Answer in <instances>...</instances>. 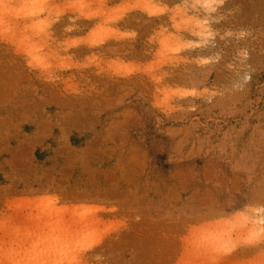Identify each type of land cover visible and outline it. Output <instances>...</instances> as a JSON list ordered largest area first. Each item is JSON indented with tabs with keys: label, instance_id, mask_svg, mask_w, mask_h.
Masks as SVG:
<instances>
[{
	"label": "rangeland",
	"instance_id": "rangeland-1",
	"mask_svg": "<svg viewBox=\"0 0 264 264\" xmlns=\"http://www.w3.org/2000/svg\"><path fill=\"white\" fill-rule=\"evenodd\" d=\"M261 209L264 0H0L13 264H264Z\"/></svg>",
	"mask_w": 264,
	"mask_h": 264
},
{
	"label": "bare ground",
	"instance_id": "bare-ground-1",
	"mask_svg": "<svg viewBox=\"0 0 264 264\" xmlns=\"http://www.w3.org/2000/svg\"><path fill=\"white\" fill-rule=\"evenodd\" d=\"M39 3V2H36ZM47 4L44 3L40 8H38L35 12H32L29 16H34V15H42L47 11ZM255 212V211H254ZM258 212V211H257ZM261 220V218H260ZM36 223H38V221L36 220ZM41 226L45 227V226H51V227H56V224H60V222L57 220L56 215L53 214L52 212H49L47 214V217L45 219H43L42 221H40ZM6 236H11V232H8V234H6ZM14 241H12L11 239H9V241L6 240H2V246H6L8 244H12ZM17 242V244H21L18 240L15 241ZM54 245H52V248H50L48 251L45 252V254L47 256L50 255V253H52V250L54 248ZM67 254H64V256H66ZM44 257V256H42ZM42 257H40L41 261L36 259L35 262L33 264H45L42 263L45 259H43ZM13 258H14V253H12L11 251H8V253L6 254L5 252L0 251V264H13ZM65 260H67L65 262ZM78 260V261H77ZM79 261L83 262V257L76 255V256H72V255H67L66 257L62 258L61 260H56L51 264H71V263H78ZM87 262V261H86ZM20 264V263H18Z\"/></svg>",
	"mask_w": 264,
	"mask_h": 264
},
{
	"label": "snow or ice",
	"instance_id": "snow-or-ice-1",
	"mask_svg": "<svg viewBox=\"0 0 264 264\" xmlns=\"http://www.w3.org/2000/svg\"><path fill=\"white\" fill-rule=\"evenodd\" d=\"M262 211H264V209H261Z\"/></svg>",
	"mask_w": 264,
	"mask_h": 264
}]
</instances>
